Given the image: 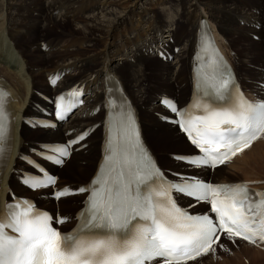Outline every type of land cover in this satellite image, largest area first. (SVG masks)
<instances>
[{
	"label": "bare ground",
	"instance_id": "bare-ground-1",
	"mask_svg": "<svg viewBox=\"0 0 264 264\" xmlns=\"http://www.w3.org/2000/svg\"><path fill=\"white\" fill-rule=\"evenodd\" d=\"M246 5L252 8L245 10ZM172 6L176 9L173 10L175 17L170 15L167 23V10ZM29 12L44 14V17H33ZM202 16L211 21L218 34V46L229 56L245 90L264 98V89L257 85L264 79V59L262 50L259 51L263 47L264 0H257V4L251 0H0V86L10 91L17 118L11 155L0 183V201L9 200V190H23L16 180L28 169L23 156H32L42 143L62 142L89 128V134L75 147L69 161L55 172L59 176V187L69 189L71 196L58 203H48L49 208L57 210L65 220L63 229L71 226L68 222L82 207L83 193L78 190L94 177L102 164L101 152L108 149L106 143L101 146L105 134H101L100 129L107 126L110 96L117 98L120 93L108 80L111 77L106 75L108 72L120 80L130 98L141 123L143 140L160 167L191 176L208 175L203 169L169 160L166 154L193 152L179 133L163 123L166 113L158 105L162 93L182 95V100L188 97L195 34ZM33 29L38 33L32 32ZM43 41L50 45L52 52L31 51L32 46ZM65 41H68L67 46ZM162 46L169 54L174 47H178L179 52L159 76L164 66L161 63L159 66L157 54L152 55L151 51L162 50ZM68 47L74 49L70 51ZM57 72L65 76L55 89L48 88L47 94L78 84L90 93L85 106L88 110L76 111L55 133L33 132L24 122V118L38 114L37 108H33V90L45 87L38 84L42 74ZM94 109L98 114L93 113ZM115 115L114 122L119 124V111L114 112L112 120ZM69 131L74 133L67 136ZM231 161V166L214 170L212 176L216 182H264V139L256 141ZM257 167L263 170L255 172ZM258 188L264 190V183ZM78 198L80 201L76 200ZM215 247L218 251L215 256V252L210 251L186 264L204 260L205 264H237V261L241 264L240 257L254 250L253 246L232 240L228 235H221L212 246Z\"/></svg>",
	"mask_w": 264,
	"mask_h": 264
},
{
	"label": "snow or ice",
	"instance_id": "snow-or-ice-1",
	"mask_svg": "<svg viewBox=\"0 0 264 264\" xmlns=\"http://www.w3.org/2000/svg\"><path fill=\"white\" fill-rule=\"evenodd\" d=\"M198 87L202 95L194 108L202 114L184 113L190 118L181 127L204 154L190 162L216 167L264 134V102L245 100L222 64L200 76ZM172 110L177 111L174 106ZM57 115L63 118L59 112ZM6 119L0 104V155L7 138ZM126 119L119 135L115 139L109 136L100 176L91 188L78 190L90 192V196L77 229L61 233L52 226L53 218L36 210L30 201L6 204L0 218V264H186L214 251L218 229L229 238L264 242V193H249L245 184L165 183L139 142L130 114ZM52 151L60 157L69 154L65 147ZM55 182L47 175L24 180L33 189ZM172 190L210 203L216 222L208 215L193 216L180 209ZM68 194L65 188L55 196L59 199Z\"/></svg>",
	"mask_w": 264,
	"mask_h": 264
},
{
	"label": "rangeland",
	"instance_id": "rangeland-1",
	"mask_svg": "<svg viewBox=\"0 0 264 264\" xmlns=\"http://www.w3.org/2000/svg\"><path fill=\"white\" fill-rule=\"evenodd\" d=\"M113 1V0H112ZM252 7H248L247 5L245 6V10H248V9H251ZM254 8V7H253ZM254 10H257V9H254ZM258 11V10H257ZM241 25H243V24H241ZM67 26H69V27H71V25L70 24H67ZM36 33H38V30H37V32ZM258 40V39H257ZM256 40V41H257ZM65 44L67 45V41H65ZM43 52V51H42ZM155 54V53H154ZM235 54V53H234ZM134 59H132V63H134L135 62V60L133 61ZM157 60H158V58H157ZM158 61H160V60H158ZM131 62V61H130ZM162 65V64H161ZM168 65H170V64H168ZM167 65V66H168ZM163 66V65H162ZM167 66L166 65H164V67L163 68H161V70H160V72H158V75L160 76V75H162V70H164L165 68H167ZM155 68V67H154ZM158 69H159V66L157 67ZM160 73V74H159ZM42 77H40V79H41ZM175 130V129H174ZM176 131V130H175ZM34 132V131H33ZM178 139H180V138H178ZM166 146V145H165ZM186 146V145H185ZM168 158H169V160H171L170 159V157H169V155H168ZM263 169L261 168V167H257L256 169H255V172H261ZM264 171V170H263ZM247 174V173H246ZM246 174H244V175H246ZM46 193L44 192L43 194H41V196H46L45 195ZM80 199L81 198H78V199H76V200H79L80 201ZM66 219V218H65ZM224 242H226V241H224ZM225 244H227V242L225 243ZM253 249L254 250H252V249H250L248 252H246L245 253V255L247 254V256H245L244 257V255L242 256V258L240 257V259H241V264H264V250H262V249H259V248H255V247H253ZM214 255L213 256H215V254L218 252L217 251V248L216 249H214ZM207 258V257H206ZM243 259V260H242ZM205 261L206 260H204V261H202V262H200V263H197V264H205ZM245 261V262H244ZM238 263L237 264H239V261H237ZM252 262V263H251ZM235 264H236V262H235Z\"/></svg>",
	"mask_w": 264,
	"mask_h": 264
}]
</instances>
